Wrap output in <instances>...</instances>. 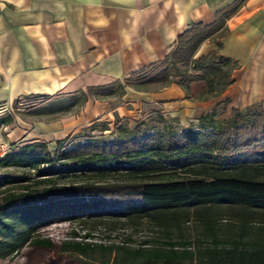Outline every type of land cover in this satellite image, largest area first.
I'll use <instances>...</instances> for the list:
<instances>
[{
  "label": "trees",
  "instance_id": "trees-1",
  "mask_svg": "<svg viewBox=\"0 0 264 264\" xmlns=\"http://www.w3.org/2000/svg\"><path fill=\"white\" fill-rule=\"evenodd\" d=\"M246 1L219 10L211 24L187 28L163 60L116 82L119 92L101 88L99 97L122 96L125 87L174 83L187 89L204 82L210 90L221 79L229 85L231 60L217 58L216 51L198 60L194 55L226 30ZM71 97L58 105L69 111L88 96ZM214 113L181 130L156 113L132 128L114 124L107 139L92 134L109 130L96 122L77 138L57 140L54 150L41 141L10 145L0 158V258L14 256L28 242L50 246L36 236L44 226L95 217L123 220L135 229L146 223L161 237L135 247L98 245L103 254L114 253L113 264H264V108H233L221 121ZM11 121L1 118L0 126ZM191 223L194 233L185 231ZM73 248L87 258L93 250L80 243Z\"/></svg>",
  "mask_w": 264,
  "mask_h": 264
},
{
  "label": "crops",
  "instance_id": "crops-1",
  "mask_svg": "<svg viewBox=\"0 0 264 264\" xmlns=\"http://www.w3.org/2000/svg\"><path fill=\"white\" fill-rule=\"evenodd\" d=\"M234 1L0 0V112L30 98L62 99L83 92L88 117H96L103 108L93 105L89 90L123 82L163 60L187 28L211 24ZM212 51L232 65L230 84L219 91L208 90L204 82L187 89L173 83L147 91L125 87L120 98L182 128L197 125L212 109L214 120L221 121L233 108H264V0H247L194 59Z\"/></svg>",
  "mask_w": 264,
  "mask_h": 264
},
{
  "label": "rangeland",
  "instance_id": "rangeland-1",
  "mask_svg": "<svg viewBox=\"0 0 264 264\" xmlns=\"http://www.w3.org/2000/svg\"><path fill=\"white\" fill-rule=\"evenodd\" d=\"M224 83L225 80H223L222 85L218 84L215 87L217 91L224 86ZM108 86L117 88L115 83ZM153 86L141 90H152ZM104 90L93 89V91L88 92L93 105H102L103 108V111L96 117H88L84 102L77 103L69 111H65L63 106L58 105L59 103L63 105V102L75 98L71 96L62 99L58 97L37 100L30 98L26 101H20L17 108L8 107L7 110L0 112V119L10 116L12 120L7 126H0V146L5 144L10 147L12 143L22 145L31 141H41L49 143L48 148L54 150L55 144L53 142L67 136L77 138L83 129L96 122L108 124L109 130L94 131L92 134L98 138L107 139L113 137L114 124H122L132 128L136 122L147 117L156 118V113L149 114V111H141L134 101L120 98L119 95L99 97L100 92ZM117 91L119 92L118 88ZM167 120L175 128L182 129L173 119L168 118ZM31 184H33L32 181ZM14 191L19 192L20 190L15 189ZM230 220H222L221 223H227ZM256 225L255 223L254 226ZM185 228L188 229L185 231L195 232L193 223ZM154 231L146 223L135 229L130 223L123 220L111 223L108 219L95 217L74 218L52 223L39 229L36 236L49 240L50 246H40L28 242L14 256L0 258V264H83V262L102 264L103 256L108 259V264H113L114 253L110 256L107 253L103 254L98 245L126 244L135 247L143 240H149L151 237L157 239L159 236ZM75 243L89 244L93 248V250H88L89 258L83 255L79 256L73 248Z\"/></svg>",
  "mask_w": 264,
  "mask_h": 264
},
{
  "label": "built area",
  "instance_id": "built-area-1",
  "mask_svg": "<svg viewBox=\"0 0 264 264\" xmlns=\"http://www.w3.org/2000/svg\"><path fill=\"white\" fill-rule=\"evenodd\" d=\"M10 151V147L3 144L2 146H0V158H2L4 155H6L7 153H9Z\"/></svg>",
  "mask_w": 264,
  "mask_h": 264
}]
</instances>
